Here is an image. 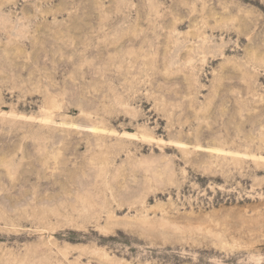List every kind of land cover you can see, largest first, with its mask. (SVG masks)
I'll list each match as a JSON object with an SVG mask.
<instances>
[{"label":"rangeland","instance_id":"rangeland-1","mask_svg":"<svg viewBox=\"0 0 264 264\" xmlns=\"http://www.w3.org/2000/svg\"><path fill=\"white\" fill-rule=\"evenodd\" d=\"M0 264H264V0H0Z\"/></svg>","mask_w":264,"mask_h":264}]
</instances>
